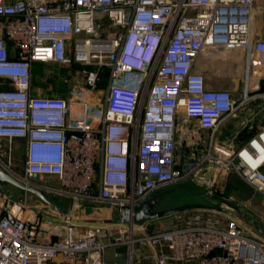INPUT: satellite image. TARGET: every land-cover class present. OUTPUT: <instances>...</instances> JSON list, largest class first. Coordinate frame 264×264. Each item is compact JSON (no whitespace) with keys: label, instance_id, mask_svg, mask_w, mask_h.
Listing matches in <instances>:
<instances>
[{"label":"built area","instance_id":"built-area-1","mask_svg":"<svg viewBox=\"0 0 264 264\" xmlns=\"http://www.w3.org/2000/svg\"><path fill=\"white\" fill-rule=\"evenodd\" d=\"M255 1L0 0V142L23 141L24 169L13 168L12 148L6 160L0 149V165L75 206H135L207 164L237 171L264 193V125L227 156L229 137L220 139L230 119L264 98V38L253 30ZM103 19L117 28L112 48L80 60L95 65L81 69L84 87L73 89L71 100L37 92L34 64L71 63L72 40L104 41ZM207 51L243 52L241 97L208 88L205 75L194 70ZM103 65L110 69L108 85L95 98ZM182 144L196 146L186 159L178 152ZM4 203L0 264H58V256L80 253L87 264H108L111 246L128 249L125 262L116 251L112 264H264V240L217 210L150 233L147 222L125 224L127 235L109 234L100 224L78 232L68 223L57 239L43 241L32 217Z\"/></svg>","mask_w":264,"mask_h":264},{"label":"rangeland","instance_id":"rangeland-1","mask_svg":"<svg viewBox=\"0 0 264 264\" xmlns=\"http://www.w3.org/2000/svg\"><path fill=\"white\" fill-rule=\"evenodd\" d=\"M254 19H253V30L255 33H260L264 35V0L255 1ZM258 6H260L258 8ZM99 24H102L99 33L101 39L109 42L108 40L115 36V31L117 28L109 26V21L107 19L99 20ZM87 37V34H82L79 38ZM77 39L72 40L70 44V56L72 58L69 64H59V63H35L33 68V84L42 95H54L58 97H64L68 100L73 98L71 91L73 89H78L84 87L83 76L81 74V69L85 66L89 68H94V64L89 65L83 64L76 57ZM239 51H224L223 53H228V56L239 57ZM214 56V55H213ZM216 56V55H215ZM241 57L237 59L238 61L231 66L226 67L227 71H231L235 75V80L228 83L231 88H234L235 97H241L243 92V87L245 85L244 78H242L241 71L243 73V66ZM234 59V58H233ZM93 60V59H92ZM95 61V59L93 60ZM92 61V62H93ZM211 64V69L216 67H221L223 60L219 58H214L209 63ZM105 72L103 78H101L100 83L95 89L92 90L93 97L97 98L99 95L105 92L109 80V70L106 65L101 68V76ZM213 72V71H212ZM245 76V74H244ZM262 90V86H261ZM264 92V91H263ZM232 119L226 123V127L231 125ZM202 134V130L200 131ZM204 137L208 136V131L205 130ZM183 136V135H181ZM207 140V138H206ZM196 146H187L182 144L179 147V154L182 158L186 159L189 157ZM9 148L13 149L12 155V165L13 168L18 172H23L24 169V143L20 139H15L13 141L2 140L0 142V149L4 152L3 158L7 159L6 150ZM201 148V146H199ZM222 148V146H221ZM224 154L227 156L230 154L229 143L226 142L223 145ZM53 182V181H51ZM214 185V188L222 192L228 200L232 203L238 205L241 210L247 213L254 221H257L260 226H264V193L257 191L253 186L249 185L242 176L235 170L230 171H220L218 167H214L211 164H207L204 169H201L195 175L189 177L188 179L179 181L171 186L166 187L161 190V196L156 200V202L151 206L152 210H164L168 208L190 205V204H213L217 201L211 196L206 194L208 188ZM47 198L54 202L56 205L67 209L70 202L64 196H58L53 193L44 192ZM2 199L0 202L5 200L4 205L15 207H20L22 210L32 217L34 221L37 222L38 229L43 232H52V238L58 237L66 231L68 221L66 220L65 214L57 210L54 206L47 204L44 200L38 197L36 194L25 191L12 184H6L2 189ZM226 212L230 213L231 216L236 219L245 229L250 226L251 222L244 216L239 214L236 210L225 207ZM202 211L192 210L184 212L178 215H172L162 219H156L154 223H149L147 221L148 232L151 229L165 228L162 224L168 221L175 220L176 223L181 222L182 219L189 217L196 212ZM110 209L107 205L98 204V207H82L77 206L72 214V224L75 225L78 232H81L82 224L84 220L97 221L100 225H103L107 233L119 234L123 232L127 235L125 230L127 226L125 224H107L103 223L105 219L110 216ZM93 223L92 225H95ZM156 226L153 227L152 225ZM140 235V234H139ZM122 252L125 254L124 259L121 262L126 261V252L128 251L126 246ZM119 251V250H118ZM121 252V251H120ZM114 251H112L111 260L107 261L108 264L113 263Z\"/></svg>","mask_w":264,"mask_h":264},{"label":"crops","instance_id":"crops-1","mask_svg":"<svg viewBox=\"0 0 264 264\" xmlns=\"http://www.w3.org/2000/svg\"><path fill=\"white\" fill-rule=\"evenodd\" d=\"M260 6H258L259 8ZM258 35L262 36L264 38L263 34L258 33ZM224 51H221L218 54H215L214 56H209L208 55V51L206 52L207 55H201L200 58L198 59L194 70L200 73H203L205 75L206 78V84L207 87L210 89H228L231 91H235L234 88H231L230 85H228V83L232 80H235V75L231 72V71H227L226 67L234 65L238 60L239 57L242 63V68H243V73L241 71V76L242 78L244 77V56H243V52L239 51V57H229L228 53H223ZM214 58H219L223 60V64L221 67H216L215 69H211V64H209L212 59ZM237 58V59H235ZM213 71V72H212ZM261 85H264V79H262L261 81ZM261 91H264V89H262ZM264 125V98L258 99V100H254L253 102H251L249 105H247V107H245V109L241 110L235 117L232 118L231 121V125H229V127H226V125L224 126L223 130L225 132V134H227L229 136V147H230V151H234L238 148H240L243 144H245L249 138L255 134L262 126ZM215 189V188H214ZM216 192H218L221 196L225 197L224 194L222 192H219L215 189ZM96 204L98 205V203H92V202H88V201H83L81 202V204ZM214 204V203H213ZM106 205V204H103ZM77 206L80 205H76L75 209ZM107 207L109 208V206L107 205ZM84 208V207H83ZM110 209V208H109ZM205 210V209H202ZM111 211V209H110ZM222 213L224 216H229L232 217L230 213L226 212V210L224 212H220ZM25 216H28V214H26L25 212ZM66 216V215H65ZM111 218V212H110V216L109 218L105 219V220H109ZM233 218V217H232ZM67 220V218H66ZM72 218L70 220H67V223H72L69 222L71 221ZM253 220V219H252ZM85 222H83L84 224H82V228H81V232L89 229L93 223H99V222H95L92 220H84ZM153 221L155 220H150L149 223H154ZM174 221H168L165 224H162L163 227H167L169 226V224ZM105 223V221L103 222ZM114 224V223H112ZM152 225V224H151ZM153 227H155L156 225L153 224ZM157 227V226H156ZM164 229V228H162ZM161 229L158 228H153L151 229V232H155ZM246 233L247 235H249L252 238L258 239V240H264V226H260L258 224L257 221L251 222V227L248 226L246 229ZM43 232V231H42ZM65 233V232H64ZM52 232H43L42 236L40 237L41 240L43 241H52L57 239L58 237H54L52 238ZM125 247L120 246H111L108 250V254H107V261L111 260V256H112V251L116 252V251H121L124 250ZM86 254L85 253H80L76 256L73 257H64V256H58V264H87L86 260ZM135 264H148L147 262H144L143 260L140 259H136L135 260Z\"/></svg>","mask_w":264,"mask_h":264},{"label":"water","instance_id":"water-1","mask_svg":"<svg viewBox=\"0 0 264 264\" xmlns=\"http://www.w3.org/2000/svg\"><path fill=\"white\" fill-rule=\"evenodd\" d=\"M70 3L73 5V1H70ZM110 43L109 49L112 48V40H108ZM108 49V50H109ZM106 50V51H108ZM95 52H97L95 50ZM6 184H12L15 187H18L20 189H23L25 191L31 192L36 194L38 197H40L42 200H44L47 204L54 206L57 210L62 211L65 215L67 220H70L72 218V214L75 209V203L73 201L70 202L67 209H63L62 207L56 205L54 202L50 201L46 194L40 189L32 185H27L23 183L22 181L18 180L14 176H12L10 173H8L1 165H0V189H3ZM206 194L214 198L217 202L214 204H190V205H184V206H178L173 208H168L164 210H152L151 206L156 202V199L161 196V194H156L149 200H146L140 204H137L135 206H109L111 209V218L109 220H105V223L112 224V223H122V224H129V223H138L143 225L147 221L150 220H156V219H162L166 218L172 215H176L179 213H184L192 210H202V209H208V210H217L219 212H224L225 207H230L234 210H236L239 214L244 216L246 219H248L250 222H253L252 218L245 213L241 208L232 203L227 198L221 196L217 192L213 191L212 188H208L206 191ZM82 207H98L96 204H79ZM9 217L11 215L8 214ZM93 221V220H92ZM96 222V221H95Z\"/></svg>","mask_w":264,"mask_h":264},{"label":"bare ground","instance_id":"bare-ground-1","mask_svg":"<svg viewBox=\"0 0 264 264\" xmlns=\"http://www.w3.org/2000/svg\"><path fill=\"white\" fill-rule=\"evenodd\" d=\"M110 46V43L107 41H99V40H87L86 44L83 41H80L79 44L77 45L78 52L76 54V57L79 60H84L85 58L93 57L90 56L92 55V51L94 50H108ZM86 52V54L84 53ZM91 53V54H90ZM264 159V153L262 154L260 160ZM18 206L12 207V210L14 213H17L19 211Z\"/></svg>","mask_w":264,"mask_h":264},{"label":"flooded vegetation","instance_id":"flooded-vegetation-1","mask_svg":"<svg viewBox=\"0 0 264 264\" xmlns=\"http://www.w3.org/2000/svg\"><path fill=\"white\" fill-rule=\"evenodd\" d=\"M227 137H229V136H228L227 134H225L224 131H222L221 134H220V139H221V141H223V140L226 139ZM160 193H161L160 191H159V192H156V193H154L150 198H152V197L155 196L156 194H160ZM150 198H149V199H150ZM158 198H159V197H158ZM158 198H157V199H158ZM149 199H148V200H149ZM157 199H156V200H157Z\"/></svg>","mask_w":264,"mask_h":264},{"label":"trees","instance_id":"trees-1","mask_svg":"<svg viewBox=\"0 0 264 264\" xmlns=\"http://www.w3.org/2000/svg\"><path fill=\"white\" fill-rule=\"evenodd\" d=\"M108 70H109V73H110V69L109 68H108ZM104 74H105V72H103L102 78H103ZM262 89H264V85L262 86Z\"/></svg>","mask_w":264,"mask_h":264}]
</instances>
